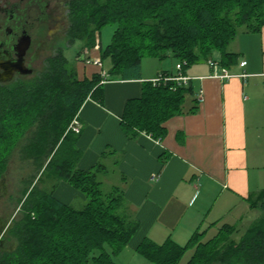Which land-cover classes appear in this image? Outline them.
<instances>
[{
  "label": "trees",
  "instance_id": "obj_1",
  "mask_svg": "<svg viewBox=\"0 0 264 264\" xmlns=\"http://www.w3.org/2000/svg\"><path fill=\"white\" fill-rule=\"evenodd\" d=\"M69 19L70 44L83 42V51L99 42L101 61L109 59L111 66L107 77L80 80L61 53L35 82L0 89V180L16 154L28 178L8 235L15 248H0V264H118L115 258L139 222L121 186L103 189L109 168L98 163L88 171L78 169L82 153L71 123L89 99L104 103V80H140L144 59L173 57L183 70L219 52L224 69L236 64L238 57L228 48L242 32H261L264 0H73ZM107 26L115 30L102 48L98 37ZM199 104L190 83L145 82L141 97L126 103L121 126L131 140L146 134L161 141L169 120L196 114ZM108 154L116 168L117 153ZM61 182L85 196L82 209L54 197ZM250 203L261 215L241 234L223 225L207 241L206 232H197L184 246L145 239L137 252L153 264H182L189 252L186 264H264V191Z\"/></svg>",
  "mask_w": 264,
  "mask_h": 264
},
{
  "label": "crops",
  "instance_id": "obj_2",
  "mask_svg": "<svg viewBox=\"0 0 264 264\" xmlns=\"http://www.w3.org/2000/svg\"><path fill=\"white\" fill-rule=\"evenodd\" d=\"M228 52L238 57L236 64L225 68L235 76L231 79L212 76L211 62L223 68L219 52L182 70L196 96L201 95L199 111L169 120L161 141L146 134L129 139L121 126L122 116L126 103L141 97L145 82L164 73L176 76L177 62L144 59L140 80H104V103L89 99L81 108L78 169L88 171L98 163L109 168L139 222L128 247L115 258L118 264H149L137 252L145 239L184 246L197 232L207 235L223 225H238L257 210L250 200L264 191V26L260 33L239 34ZM90 57L101 60L99 42ZM81 65L84 78L108 75L103 63L102 67L93 64L100 69L92 72ZM108 151L117 153L116 168ZM164 157H168L165 165ZM82 195L64 182L54 191L65 205Z\"/></svg>",
  "mask_w": 264,
  "mask_h": 264
},
{
  "label": "flooded vegetation",
  "instance_id": "obj_3",
  "mask_svg": "<svg viewBox=\"0 0 264 264\" xmlns=\"http://www.w3.org/2000/svg\"><path fill=\"white\" fill-rule=\"evenodd\" d=\"M72 1L0 0V89L35 82L48 71L51 60L61 53L65 55L66 48L72 45ZM4 179L5 175L0 180V197L4 195ZM9 196L10 200L16 198L15 194ZM0 211V230L5 235L6 224L12 223L11 214L5 204ZM8 235L9 232L7 248L11 251L16 243Z\"/></svg>",
  "mask_w": 264,
  "mask_h": 264
},
{
  "label": "rangeland",
  "instance_id": "obj_4",
  "mask_svg": "<svg viewBox=\"0 0 264 264\" xmlns=\"http://www.w3.org/2000/svg\"><path fill=\"white\" fill-rule=\"evenodd\" d=\"M114 30H115V27H113V26H107V27L102 29V31L98 37V41L100 40V44H101L102 48H105L108 44L111 43ZM83 46H84L83 42L76 41L74 44H72L70 47L66 48V50H65V56L69 60L70 65L76 70L77 76L80 80L84 78L82 75V68H81L82 65L81 64L88 65L86 70L90 71V72H92V70H95L94 68L100 69V68L93 66V64L96 65L95 64L96 59L90 57V50H83L82 51ZM64 47H65V45H64ZM79 52H82V53L79 54ZM147 61H158V60H155L154 58H147ZM161 62L164 64L170 63V62L175 64L177 61L175 58L169 57V58L162 60ZM101 63H102V61H101ZM159 63H160V61H159ZM110 66H111V63H110L109 59L103 61L104 71L110 69ZM24 166H26V164L24 165V163H23V165H22L17 154L14 155V157H12V159L10 161L9 167H8L7 172L5 174V179L3 182H1V183H4V188L2 191L4 195L2 197H0V210L3 207V204L8 206L9 212L11 214L10 215L11 220L16 216V214L18 213V210H19L18 207H20L19 200L22 198V191L24 188V184H23V182L22 183L20 182V179H21V177H23L22 173L24 172V169H25ZM16 176L19 178H17ZM23 178H24L25 182L28 180L27 176H24ZM117 178L118 177L115 176L114 173H111L107 177L108 181L103 186V189L107 192L115 184L117 185V182H118ZM21 186H22V188L20 190ZM78 193H80V192L78 191ZM10 194H15L16 198H12V200H10V197H11V196H9ZM85 204H86V199L84 196H83V198L81 196L78 198L75 197L70 203V205L72 207H74L75 209H82ZM260 215H261V212L259 209L254 210L253 212H251L250 215H248L244 218L242 223H239L238 225L234 224L232 226L239 228V231L241 234L246 230V228H249V226H251L260 217ZM217 233H218V230L216 228H214L205 236L204 241H207V240L213 238ZM124 255H126V256H124L126 259L123 258L124 262H127V261H125L128 258L127 254H124ZM138 255L139 254H137L136 257H138L139 259L142 260V258H140L141 256H138ZM191 256H192V252L187 253L186 256L184 257V259L182 260V264H186L190 260ZM120 258H121V256H120ZM123 259H120L119 262H123ZM132 264H135L134 261ZM149 264H153V263L149 262Z\"/></svg>",
  "mask_w": 264,
  "mask_h": 264
},
{
  "label": "built area",
  "instance_id": "obj_5",
  "mask_svg": "<svg viewBox=\"0 0 264 264\" xmlns=\"http://www.w3.org/2000/svg\"><path fill=\"white\" fill-rule=\"evenodd\" d=\"M95 64L99 67H102V63L101 60H95ZM211 66L213 67L214 73H213V77L214 78H218L221 80H228L231 79L233 77H235L234 75L230 74L228 70L224 69V68H219L218 64L215 62H211ZM242 67L246 66V62H243L241 64ZM182 67L183 65L181 64H177L176 69L178 71L177 75L175 77H163V76H159L158 78L152 80L151 82L156 86L159 83H161L162 81H175L177 83H182L183 85H188L190 83V78L186 77L183 75L182 73ZM103 76L106 77L105 73H103ZM240 77L245 78L246 75H240ZM198 99L201 100V95L199 94ZM69 130L72 131L73 133H75V135H79L82 131V124L79 120V117H76L73 122L71 123Z\"/></svg>",
  "mask_w": 264,
  "mask_h": 264
},
{
  "label": "water",
  "instance_id": "obj_6",
  "mask_svg": "<svg viewBox=\"0 0 264 264\" xmlns=\"http://www.w3.org/2000/svg\"><path fill=\"white\" fill-rule=\"evenodd\" d=\"M12 223L6 224L5 227H7L5 235L2 234L3 230H0V248L4 247L7 244V234L9 232V229L11 228Z\"/></svg>",
  "mask_w": 264,
  "mask_h": 264
}]
</instances>
